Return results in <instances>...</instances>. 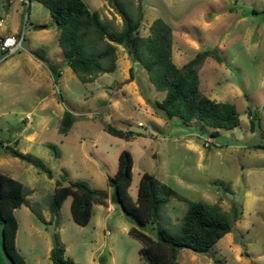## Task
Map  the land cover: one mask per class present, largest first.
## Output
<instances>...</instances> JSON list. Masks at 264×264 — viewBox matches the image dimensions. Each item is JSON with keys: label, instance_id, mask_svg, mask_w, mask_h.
Returning a JSON list of instances; mask_svg holds the SVG:
<instances>
[{"label": "rangeland", "instance_id": "rangeland-1", "mask_svg": "<svg viewBox=\"0 0 264 264\" xmlns=\"http://www.w3.org/2000/svg\"><path fill=\"white\" fill-rule=\"evenodd\" d=\"M121 1L134 17L139 15L140 34L148 33L156 17L171 25L176 64L198 50L215 49L220 59H204L200 88L212 98L233 102L240 122L212 135L214 127L202 120L192 118L187 125L178 117H164L151 101L165 91L155 87L122 44L116 46L113 71L82 82L63 58L49 9L37 0L27 7L19 0H0V33L24 32L19 50L5 56L0 51V171L19 179L25 194L14 209L18 254L27 264H53L46 249L56 237L74 264H149L129 228L139 227L154 238L159 224L177 231L188 202L201 200L228 213L235 204L240 217L208 251L181 247L175 264H264V0ZM86 2L109 27H122L108 0ZM41 22L47 27H34ZM48 62L60 70L57 80ZM64 109L78 113L66 134L59 131ZM255 111L257 118H251ZM106 122L132 134H114ZM123 148L133 157L128 187L133 198L145 171L178 192L162 204L153 224L139 226L110 198L108 175L116 172ZM57 179L62 184L81 180L107 191V204L93 202L88 222L79 224L71 215L70 195L57 211L51 208ZM0 264H13L2 248L1 223Z\"/></svg>", "mask_w": 264, "mask_h": 264}, {"label": "trees", "instance_id": "trees-1", "mask_svg": "<svg viewBox=\"0 0 264 264\" xmlns=\"http://www.w3.org/2000/svg\"><path fill=\"white\" fill-rule=\"evenodd\" d=\"M37 1L49 9L53 22L59 28L58 43L63 58L82 82L94 80L99 73L113 71L116 68V46L122 44L131 60L144 66L155 87L165 91L161 99L151 101L152 106L164 117H178L187 125L192 118L202 120L214 127L212 135L218 134V128H233L239 124V111L233 102L212 98L200 88L199 68L204 59L208 55L220 59L215 49L198 50L193 57L178 65L172 54V27L160 17L152 20L148 33L143 35L138 29L139 15L134 17L121 0H108L122 18L120 29L109 27V23L100 17L97 10L89 8L86 0ZM139 12L142 13L141 10ZM34 27L44 28L47 23H36ZM32 53L44 59L43 54L37 50ZM47 64L54 80H57L60 70L53 62ZM77 114L64 109L59 122L61 133L68 132ZM253 116L257 118L256 111L254 115L251 114V118ZM250 122L251 126L255 124L254 119ZM105 127L121 136L132 134V130L110 122H106ZM10 150L15 155L26 157L15 148ZM132 166V154L129 149L123 148L118 155L116 172L108 175V182L113 187L110 198L119 203L139 226L153 224L160 218L162 204L178 192L155 174L145 171L140 175L137 195L133 198L128 191ZM82 184L81 180L62 184L57 179L51 208L57 211L63 200L70 195L73 220L86 224L91 216L93 202L103 204L106 198L89 194L83 201L86 191ZM24 201L23 183L0 171L1 242L4 253L13 264H27L18 254L15 244L18 221L14 209ZM240 214L241 210L235 204L228 213L218 204L190 200L177 231L172 232L160 224L156 227L155 238L139 227L132 226L128 231L141 241L139 252L149 264H175L181 247L199 252L208 251L221 236L231 230ZM50 258L53 264H74L71 258L64 256V246L56 237L50 249Z\"/></svg>", "mask_w": 264, "mask_h": 264}, {"label": "built area", "instance_id": "built-area-1", "mask_svg": "<svg viewBox=\"0 0 264 264\" xmlns=\"http://www.w3.org/2000/svg\"><path fill=\"white\" fill-rule=\"evenodd\" d=\"M20 2L26 4V7L29 5V0H19ZM26 17V15H25ZM27 18V17H26ZM24 19V21L26 20ZM3 22V18L0 17V23ZM25 25V22L23 26ZM24 38V32L22 30H16L11 33H0V51L5 55L12 54L19 50L22 47V40ZM29 118V114L26 116ZM208 142H206L207 144Z\"/></svg>", "mask_w": 264, "mask_h": 264}, {"label": "water", "instance_id": "water-1", "mask_svg": "<svg viewBox=\"0 0 264 264\" xmlns=\"http://www.w3.org/2000/svg\"><path fill=\"white\" fill-rule=\"evenodd\" d=\"M82 188L85 189V191H86V194H85V197H84L83 201H85L86 197L89 194L101 195L103 197H107L108 196V192L107 191L91 189L88 186H86L85 184H82Z\"/></svg>", "mask_w": 264, "mask_h": 264}, {"label": "crops", "instance_id": "crops-1", "mask_svg": "<svg viewBox=\"0 0 264 264\" xmlns=\"http://www.w3.org/2000/svg\"><path fill=\"white\" fill-rule=\"evenodd\" d=\"M16 30H19V29H14L13 32L16 31ZM18 228H19V226H18ZM18 228H17V232H16V239H17ZM28 234H32V233H28ZM51 247H52V245H50V244L48 243V244H47V249H46V250L50 252ZM34 263H35V262H34Z\"/></svg>", "mask_w": 264, "mask_h": 264}]
</instances>
